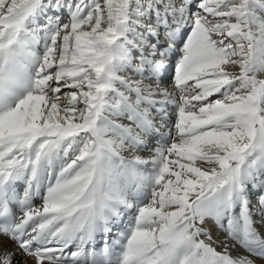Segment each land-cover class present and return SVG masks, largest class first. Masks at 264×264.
Returning a JSON list of instances; mask_svg holds the SVG:
<instances>
[{
  "label": "snow or ice",
  "instance_id": "snow-or-ice-1",
  "mask_svg": "<svg viewBox=\"0 0 264 264\" xmlns=\"http://www.w3.org/2000/svg\"><path fill=\"white\" fill-rule=\"evenodd\" d=\"M261 76L264 0H0V264H264Z\"/></svg>",
  "mask_w": 264,
  "mask_h": 264
},
{
  "label": "bare ground",
  "instance_id": "bare-ground-1",
  "mask_svg": "<svg viewBox=\"0 0 264 264\" xmlns=\"http://www.w3.org/2000/svg\"><path fill=\"white\" fill-rule=\"evenodd\" d=\"M261 78H264V76H261ZM166 83H167V81H166ZM36 203H37V205H38V204H39V200H37ZM218 250H220V249L218 248ZM238 252H239V253H243V250L238 248V249H237L236 251H234L232 254H233V255H237Z\"/></svg>",
  "mask_w": 264,
  "mask_h": 264
}]
</instances>
